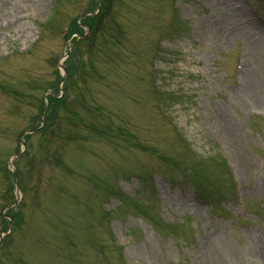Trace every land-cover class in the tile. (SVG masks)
I'll list each match as a JSON object with an SVG mask.
<instances>
[{
	"label": "rangeland",
	"instance_id": "1",
	"mask_svg": "<svg viewBox=\"0 0 264 264\" xmlns=\"http://www.w3.org/2000/svg\"><path fill=\"white\" fill-rule=\"evenodd\" d=\"M113 1L100 35L86 44L93 52L82 57L98 74L85 84L75 73L54 121L40 125L45 99L61 94L60 62L69 69L63 34L90 0H0V166L15 157L21 176L15 225L18 214L12 218L6 204L16 191L0 169V264H122L121 255L129 264H264V235L243 221L240 228L209 218L190 182L205 188L209 204L216 186L229 192L221 163L205 164L222 155L242 201L264 207V120L252 116L264 113V97L244 87L258 59L246 33H264V0L261 10L256 0ZM113 33L120 42L104 45ZM238 44L247 46L243 86L232 80ZM256 78L264 96V72ZM89 97L93 114L81 103ZM225 109L227 136L217 118ZM39 127L29 142L24 137L32 157L16 153L19 133ZM116 176L124 178L117 190L132 200L96 191ZM172 178L185 183L181 190ZM155 216L165 229L150 224Z\"/></svg>",
	"mask_w": 264,
	"mask_h": 264
},
{
	"label": "bare ground",
	"instance_id": "2",
	"mask_svg": "<svg viewBox=\"0 0 264 264\" xmlns=\"http://www.w3.org/2000/svg\"><path fill=\"white\" fill-rule=\"evenodd\" d=\"M258 33L256 34H252L251 32L246 33V34H251L250 36L251 38L249 39V41H251L250 48L252 51H257L258 59L253 64V67L251 66V68H248L246 70V84L245 85L243 84V85L244 87L246 86L248 92L251 93L252 97L261 99V97H264V96H261L257 91L258 90L257 89L258 79L256 78V74L264 72V66H263L264 57L261 54V52H263L262 44H264V33H260V34ZM226 114H227V110L226 109L222 110L219 116H217V118H219L220 122H222V127H223L222 131L227 136V135H231L232 123H231V120L228 118V116H226ZM241 165L242 167L246 166V164H244L243 162L241 163Z\"/></svg>",
	"mask_w": 264,
	"mask_h": 264
}]
</instances>
